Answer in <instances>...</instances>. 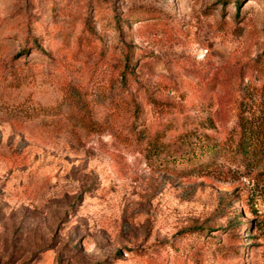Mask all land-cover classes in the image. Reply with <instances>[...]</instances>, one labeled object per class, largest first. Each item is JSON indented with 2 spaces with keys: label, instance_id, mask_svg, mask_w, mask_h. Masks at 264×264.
I'll return each mask as SVG.
<instances>
[{
  "label": "rangeland",
  "instance_id": "rangeland-1",
  "mask_svg": "<svg viewBox=\"0 0 264 264\" xmlns=\"http://www.w3.org/2000/svg\"><path fill=\"white\" fill-rule=\"evenodd\" d=\"M0 264H264V0H0Z\"/></svg>",
  "mask_w": 264,
  "mask_h": 264
},
{
  "label": "trees",
  "instance_id": "trees-1",
  "mask_svg": "<svg viewBox=\"0 0 264 264\" xmlns=\"http://www.w3.org/2000/svg\"><path fill=\"white\" fill-rule=\"evenodd\" d=\"M127 71L129 72V74L133 73L132 69H127ZM118 100H121V101H119L120 103L125 104V107L127 108V110L129 109L131 111V113L133 114V117L135 119H137L139 117V115L141 113V108H140L139 104L136 102V99L134 97H132V95H129L127 98H121V96H118L117 103H119ZM78 103H80V101ZM153 103H156V102H153ZM87 112H88V110L86 109V115L85 116H82L80 118H75L76 125L80 126V128L83 131H86L89 133L98 132L101 129L102 125L100 123H98Z\"/></svg>",
  "mask_w": 264,
  "mask_h": 264
}]
</instances>
